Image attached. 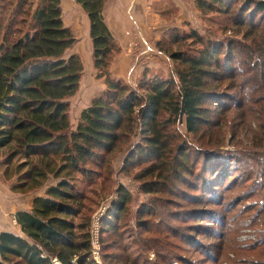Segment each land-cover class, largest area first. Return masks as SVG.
<instances>
[{"label": "trees", "instance_id": "1", "mask_svg": "<svg viewBox=\"0 0 264 264\" xmlns=\"http://www.w3.org/2000/svg\"><path fill=\"white\" fill-rule=\"evenodd\" d=\"M74 1L88 16L93 68L105 88L81 111L72 129L68 99L79 90L83 64L77 54H66L76 39L63 23L61 0H0L4 174L10 169L16 178L12 190L21 193L55 180L42 196L33 199L29 211L15 213L22 235L0 232V264H99L92 258L88 216L83 213L85 187L108 167L109 156L120 143L136 135L139 139L127 150L122 170L136 169L133 177L140 193L150 197L138 207L135 222L137 230L150 236H139L131 243L126 240L130 227L124 218L133 197L118 186L116 197L99 220L100 260L104 256L112 264H138L152 250L156 255L153 264H191L172 251L196 243L191 231L216 233L214 226L213 230L202 226L213 218L219 227L215 237L220 241L228 230L258 225L255 238L241 247L247 253L242 259L249 263H233L264 264V169L246 175L245 184L256 180L249 192L226 195L238 185L231 181L224 186L227 168L239 159L232 151L220 149L224 119L230 112L229 142L237 135L233 128L238 115H259L264 129V27L255 32V17L264 19V0H244L238 6L241 16L235 21L245 28L243 41L233 47V40L203 42L191 32L189 37L197 39L201 48L195 52L165 50L177 63L175 75L163 77L160 71L145 68L135 88L110 72L120 48L102 14L105 0ZM237 1L196 0V5L203 12L225 14ZM243 4L251 9L247 20L242 16ZM179 41L178 36L171 37L173 44ZM234 49L243 55V69L234 67ZM222 85L225 90L234 85L240 89L233 97L220 91ZM179 122L192 141L174 130ZM250 147L258 150L253 155L260 156L264 130L252 135ZM81 184L86 185L80 188ZM243 202V208L235 211ZM210 205L222 207L224 214L209 212ZM184 206L190 209L182 211ZM229 213L233 214L228 218ZM173 222L181 224V229L172 226ZM103 233H107L104 238ZM133 245L138 246L139 255L133 256ZM227 247L219 243L218 256ZM239 248L232 246L231 250ZM114 249L117 254H108ZM211 250L207 248V260L215 263L218 257Z\"/></svg>", "mask_w": 264, "mask_h": 264}, {"label": "rangeland", "instance_id": "2", "mask_svg": "<svg viewBox=\"0 0 264 264\" xmlns=\"http://www.w3.org/2000/svg\"><path fill=\"white\" fill-rule=\"evenodd\" d=\"M64 1L67 0L61 1V4ZM68 1L71 2V0ZM242 2H244V0L237 1L235 3V6L232 7L231 10L225 14L219 12H203L197 7L196 0H154V2L150 6L149 3L146 4V17H149L151 15V19H153L151 33L149 35L151 41L145 40V43L144 40H140L141 43L144 44H141L140 46V43L137 42V40H134V42H132V46H129L131 49L128 52L134 55H142L143 58L137 59L133 62L134 65L132 67V71L128 73V75H126V83L130 84L133 88L137 87L139 83V78L145 68H153V70H158L160 71L158 73L160 75H163V77H167L169 75L174 76L177 63L169 57V54L166 53L165 50L169 49L170 51L180 50L182 52H195L196 50L201 48L198 41H196L197 39H192L189 37L191 32H196V34L201 36V40L203 42H226L227 40H233V47L236 43L243 41V32L245 31V28L239 27L235 21L236 18H240L241 16L239 13H237V8L242 4ZM242 7H244L242 16L245 18V20H247L246 16L249 12H251V9H248V6H245L244 4L242 5ZM255 24H257L255 32H260V30L264 27V19L257 15L255 17ZM136 34H138V32ZM254 35L256 38L258 34ZM172 36H178L180 40L179 44H173L171 42ZM157 41H159V47L156 46V44H158L156 43ZM141 47H143V51L139 53L142 50ZM144 55H146V59L144 58ZM150 57H152V60ZM242 59L243 55H241L236 50L234 59V67L236 69H243V66L241 64ZM135 69L137 71H134ZM87 74L88 70H85L83 66V71L81 75V80H83V89L87 86L84 82ZM149 76H153V74H150ZM239 77L241 80H243L242 76ZM91 79L93 80V77H91ZM256 80L252 85L256 84ZM223 84L227 85L229 83L224 81ZM224 85L221 86L220 91L226 93L228 92L230 96L236 97L237 92H239L240 86L234 85L225 90ZM71 102V115L73 116L76 113V110L78 109L76 108L78 104L77 98H73ZM225 102H229V100H226ZM231 113L232 112L228 113L224 119L225 124L222 130V139L224 140V146H222L220 149H222L221 151H232L231 155L235 153L234 156L237 155V158L239 159V162L233 161L232 165L234 166H228V175H230V177L228 178V175L225 177L226 181L224 186L228 185L229 182L231 183V181L238 182V185L236 186L237 188H235L233 192L226 193V195H231L233 197L237 193L245 194L246 192H249L251 188H254V183H256V180L247 182V184L244 183L247 174L253 172V170L260 172L264 169V150H260V156H257L253 154L255 152H258V150L250 147L252 135L254 133H263L264 129L263 127H261L262 119H260L259 115L248 113H246L245 116L238 115L235 118L233 128L237 135L233 141L229 142L231 134V130L229 128V121H232ZM71 127L72 129L75 128V124L73 122H71ZM174 130L179 134L185 136L189 141L193 140L192 135L186 133L184 123H177L174 126ZM138 139L139 136L136 135L120 143L117 150H115L114 153L109 156L108 162L106 163V166L108 167H105L103 170H101V175L94 179L93 184L89 185L88 187H85L86 184L79 185L80 188L85 187L86 189V205L85 211L83 213L85 217L88 216V231L90 230V222L92 217L95 216L98 211H100L102 206L104 208L106 207L107 209L111 201L116 197V189L118 188V186H124L133 197L132 203L129 205L127 214L124 218V220L128 222L130 232L133 234L128 232L126 240L131 243L134 238L138 239L139 236H141V238L150 236L149 234L144 233L143 229L137 230L135 228L136 211L140 204L142 202H148L150 200V197L140 193V184L133 177V172L136 171V169H133L130 172L122 170L123 160L127 153V150L132 147L131 145H133L134 142H137ZM4 152V150H0V178L2 179L1 182L4 187L2 188V190L5 191L6 189V192L10 195H15V193L19 194L21 192H16L12 190V186L16 178L12 174V176L10 175V169H8L7 175L4 174V170L6 168L2 163L4 160ZM239 152L243 155L239 156ZM226 155L228 156V154ZM241 182H243L241 184L242 186L240 185ZM54 183L55 180L50 179L46 185L34 190H38L41 188L40 190H44L45 192L46 188ZM221 184L222 182L218 184L219 188H221ZM220 190L221 189H218V192ZM228 200L229 199H226L224 205L227 204ZM254 200H257V198L251 200L250 202ZM243 204L245 203L243 202L242 204L238 205L235 208V211L242 209L244 206ZM202 207L203 206L201 205L195 208L196 210H200ZM187 209H190V206H184V208H182V211H185ZM206 210H209V212L212 213L219 212L220 214H224L222 211V207H217L216 205H210L207 207ZM12 211L13 210H9L7 213V219H9V223L11 225H13V223L11 222ZM232 214L233 213H229L228 218ZM210 220L211 221L204 222L202 226L204 229L210 230H213L212 226H214V232L216 233H214L213 235H211L212 233L210 235H205V230L203 234L191 231L190 236H192L194 243L196 242L197 244L195 243L191 247L188 243H185L182 245L183 247H181V250L174 249L172 251L173 254L180 256L182 255L185 259L189 260L191 264H234L233 262L235 261L244 260L242 258L246 256L247 253L241 250V247H243L248 240H253L255 238L254 231H258L259 226L254 225L253 227H249L246 225L237 230H228V233L223 238V241H220V239H217L215 237L217 235V228L219 229V227H217V222L213 218H211ZM171 225L176 227L178 230L181 229V224L179 223L173 222ZM2 228H4V226L0 227V229ZM19 234L22 235L21 233ZM106 234L107 233H103L102 238L106 237ZM170 239L175 242V239L171 237ZM222 242L229 245L230 247L221 249L220 254L218 256V252L216 250L218 248V244ZM232 246H236V248L240 247V250L232 251ZM212 247L214 248V250H211V253L213 252L212 254L218 257V261L215 263L208 261L206 256L207 248L212 249ZM131 250H133L134 252L133 256H135L136 254L139 255L137 245H133ZM117 252L118 250L114 249L111 250L108 254H117ZM102 254H104V249ZM144 254V256H146V260L142 257L139 260L138 264H143L144 262L146 264H153V261H155L156 259V255L154 254V252L151 250L145 252ZM99 262L101 264H112L110 263V259L105 258L104 256L101 260L99 258ZM172 264L183 263L173 261Z\"/></svg>", "mask_w": 264, "mask_h": 264}, {"label": "crops", "instance_id": "3", "mask_svg": "<svg viewBox=\"0 0 264 264\" xmlns=\"http://www.w3.org/2000/svg\"><path fill=\"white\" fill-rule=\"evenodd\" d=\"M68 2L69 1L67 0L61 4L62 20L64 25L71 30L76 42L71 48L67 50L66 54H77L82 61L84 69L88 70V74L84 81L87 86L83 89V80H81L78 92L68 99L70 103V122H73L76 126L77 119L81 111L89 105L90 101L94 97L100 94V92L105 88V85L102 78L96 77L97 72L93 68V47L89 34L90 23L88 16L84 9L75 3L74 0H71L69 3ZM153 2L154 0L104 1L102 9L104 20L120 48V53L115 55L112 59L110 72L113 76L122 79L125 82L126 75L132 71V67L134 65L133 62L137 59L143 58L142 55H134L128 52L131 49L129 46H132V42H134V40H137V42L140 43V46L142 44L140 40H144L145 43V40L151 41L149 35L151 33L153 19H151V15L146 17L145 5L149 3L150 6ZM137 32L138 34H136ZM141 49L142 50L139 53L143 51V47H141ZM145 56L146 55H144V58L146 59ZM150 58L152 60V57ZM134 71L137 70L135 69ZM91 77H93V80ZM73 98H77L78 104L76 108L78 109L72 116L71 101ZM1 181L2 179L0 178V227L4 226V228L0 229V232L9 231L19 234L21 231L16 223L15 213L20 210L29 211L32 207L33 199L37 196H42L44 194V190H40V188L38 190H33L26 193H15V195H10L6 192V189L5 191L2 190L4 187ZM9 210H13L11 222L13 225L15 224L14 226L11 225L9 223V219H7V213Z\"/></svg>", "mask_w": 264, "mask_h": 264}, {"label": "built area", "instance_id": "4", "mask_svg": "<svg viewBox=\"0 0 264 264\" xmlns=\"http://www.w3.org/2000/svg\"><path fill=\"white\" fill-rule=\"evenodd\" d=\"M106 207H101L100 211L97 212L95 216L91 219L90 224V236H91V247H92V258L95 260L96 263L99 262V251H100V241H99V220L100 217L105 212ZM75 258L72 260L74 262Z\"/></svg>", "mask_w": 264, "mask_h": 264}]
</instances>
